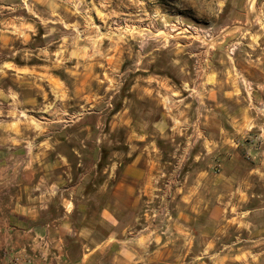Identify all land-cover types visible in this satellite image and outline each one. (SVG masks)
Listing matches in <instances>:
<instances>
[{
    "label": "rangeland",
    "instance_id": "rangeland-1",
    "mask_svg": "<svg viewBox=\"0 0 264 264\" xmlns=\"http://www.w3.org/2000/svg\"><path fill=\"white\" fill-rule=\"evenodd\" d=\"M255 9L236 28L230 0H0V264L35 251L20 216L7 222L15 195L68 187L100 147L123 161L136 123L167 130L166 143L145 142L149 229L164 231L173 191L264 201V3ZM254 219L263 226L264 209Z\"/></svg>",
    "mask_w": 264,
    "mask_h": 264
},
{
    "label": "crops",
    "instance_id": "crops-1",
    "mask_svg": "<svg viewBox=\"0 0 264 264\" xmlns=\"http://www.w3.org/2000/svg\"><path fill=\"white\" fill-rule=\"evenodd\" d=\"M263 3L264 0H230L233 27H238L236 23L254 21L258 11L255 7ZM245 113L250 124L253 112L248 109ZM157 125L147 122L130 126V150L124 152L128 154L123 161L114 155L116 159L109 163L110 153L106 158L100 147L91 163L85 162V156L83 161L78 160L77 169L82 167L77 178L66 173L67 182L71 183L68 187L60 189L57 178L51 181L56 183L51 185L55 189L21 191L20 199L15 195L7 222L12 217L17 222L16 217L20 216L24 243L32 244L36 261L45 260L46 264H264L261 245L264 225L254 224L255 215L264 209V201L253 191H230V202L225 204L219 199L218 191L214 194L213 191H173L168 201L170 219L164 231L158 234L149 229L143 213L156 187L152 174L144 168L145 161L153 163L154 156L145 142L151 138L156 146L166 143L167 130L155 131ZM230 128V133L243 130L239 123L230 122ZM145 131L150 134H143ZM251 228L258 231L253 234Z\"/></svg>",
    "mask_w": 264,
    "mask_h": 264
},
{
    "label": "built area",
    "instance_id": "built-area-1",
    "mask_svg": "<svg viewBox=\"0 0 264 264\" xmlns=\"http://www.w3.org/2000/svg\"><path fill=\"white\" fill-rule=\"evenodd\" d=\"M7 264H46V261L45 260L36 261L35 257H33V255L31 254V255L11 256L8 258Z\"/></svg>",
    "mask_w": 264,
    "mask_h": 264
}]
</instances>
